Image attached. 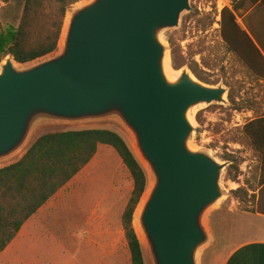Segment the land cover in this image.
<instances>
[{"label":"water","instance_id":"95a60500","mask_svg":"<svg viewBox=\"0 0 264 264\" xmlns=\"http://www.w3.org/2000/svg\"><path fill=\"white\" fill-rule=\"evenodd\" d=\"M191 10V0H78L67 7L53 52L0 61V167L42 134L117 120L148 177L133 221L151 264H201L232 163L193 145L191 117L199 105L229 103V86L187 67L173 77L165 69V33Z\"/></svg>","mask_w":264,"mask_h":264},{"label":"rangeland","instance_id":"374dc122","mask_svg":"<svg viewBox=\"0 0 264 264\" xmlns=\"http://www.w3.org/2000/svg\"><path fill=\"white\" fill-rule=\"evenodd\" d=\"M191 5L192 10L182 15L179 27L165 33V40L169 48V64L173 76L175 71L187 67L196 76L199 75L204 82L214 85L224 84L227 88L228 85L231 86L229 103L199 105L191 111V117L198 129L192 141L193 145L196 148L210 150L221 161H228V155H232L235 160L230 165H238L239 176L236 180L228 177L230 165L224 171L222 186L226 196L210 214V225L215 240L201 255V264H223L230 252L239 245L240 240L263 235L261 229L259 231L238 229L240 213L250 203L243 194L238 197L233 192L242 183L254 190L258 184L259 173L241 131L242 122L245 120L240 115L241 105L246 103L240 100V62L228 49L221 36V11L226 6L231 7L232 0H191ZM23 6L21 0H0V30L6 29L10 24L19 23ZM55 9L54 3L45 4L46 12L54 14ZM83 125L87 128L113 129L132 145L127 131L115 119L101 123L87 122ZM99 155V159L93 163L92 170L105 171L106 229L105 241L101 244L104 245L105 251L101 256V245H97L98 249L95 245L85 264H132L122 217L134 188V182L127 166L114 148L103 145ZM101 165L107 166L102 169ZM236 171L235 167L232 168L233 173ZM95 183L96 181L94 185ZM135 224L138 233L141 234L136 220ZM133 227L135 229L134 221ZM145 260L147 264H151L147 254Z\"/></svg>","mask_w":264,"mask_h":264},{"label":"crops","instance_id":"0c3cea01","mask_svg":"<svg viewBox=\"0 0 264 264\" xmlns=\"http://www.w3.org/2000/svg\"><path fill=\"white\" fill-rule=\"evenodd\" d=\"M240 12L238 21L257 48L242 47L243 58L250 64L243 58L239 61V82L240 100L246 103L241 105L240 115L245 118L241 131L259 176L254 190L245 183L241 185L247 187L251 201H247L250 205L240 213L238 229H261L263 235L240 240L223 264H264V183L259 182L264 171V0H257V7L248 4ZM251 13H254L250 22L255 27L256 37L245 21ZM247 123L250 124L249 135L244 130ZM103 145L98 146L95 156L79 173L23 222L11 242L0 250V264H85L95 245L98 249L97 245L104 244L106 188L103 168L108 163L101 165V172L92 170ZM26 198L27 195L7 189V184L1 185L0 243L8 233L9 222L21 214L19 204ZM104 251L101 245V256Z\"/></svg>","mask_w":264,"mask_h":264},{"label":"trees","instance_id":"16d2710c","mask_svg":"<svg viewBox=\"0 0 264 264\" xmlns=\"http://www.w3.org/2000/svg\"><path fill=\"white\" fill-rule=\"evenodd\" d=\"M21 1L24 6L19 23L10 24L6 29L0 30V61L12 54L17 62L27 63L53 52L59 43L67 7L78 0ZM47 3L56 5L54 14L46 12ZM248 4L257 7V0H232V6H226L221 11V36L239 61L243 58L242 47L257 49L253 39L238 21L240 10ZM254 13L248 15L245 21L256 37L255 27L250 22ZM170 42L172 43L171 40ZM197 77L203 81L199 75ZM249 125L247 123L244 127L247 135ZM100 144L111 146L117 151L133 179L134 188L122 218L132 264H147L141 242L133 227L134 211L147 187V173L126 139L119 132L102 127L65 129L42 134L18 162L0 169V187L7 184V189L27 195L19 204L21 214L7 226L9 230L0 243V250L11 242L32 213L90 162ZM228 159L235 160L232 155H228ZM234 167L236 173L232 172ZM230 168L228 177L236 180L239 176L238 165L232 164ZM259 182L264 183V171ZM233 192L238 197L243 194L246 201H251L247 187L240 186Z\"/></svg>","mask_w":264,"mask_h":264},{"label":"bare ground","instance_id":"6f19581e","mask_svg":"<svg viewBox=\"0 0 264 264\" xmlns=\"http://www.w3.org/2000/svg\"><path fill=\"white\" fill-rule=\"evenodd\" d=\"M169 62H170V61H169V59H168V57H167L165 69H166V72H167L168 76H169V77H173ZM143 201H144V198L142 199V202L138 205V208H137V210H136V215L139 213V209H141V206H142ZM135 217H136V216H135ZM136 223H137V221H136Z\"/></svg>","mask_w":264,"mask_h":264}]
</instances>
